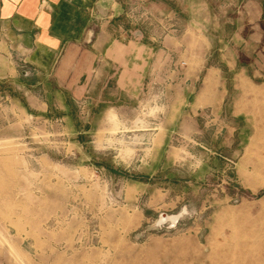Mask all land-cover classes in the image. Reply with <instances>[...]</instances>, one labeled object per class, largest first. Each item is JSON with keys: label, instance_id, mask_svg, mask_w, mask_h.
Instances as JSON below:
<instances>
[{"label": "rangeland", "instance_id": "obj_1", "mask_svg": "<svg viewBox=\"0 0 264 264\" xmlns=\"http://www.w3.org/2000/svg\"><path fill=\"white\" fill-rule=\"evenodd\" d=\"M93 14L156 55L125 90L97 58L91 92L43 116L0 85V264H264V32L247 52V0Z\"/></svg>", "mask_w": 264, "mask_h": 264}, {"label": "crops", "instance_id": "obj_2", "mask_svg": "<svg viewBox=\"0 0 264 264\" xmlns=\"http://www.w3.org/2000/svg\"><path fill=\"white\" fill-rule=\"evenodd\" d=\"M105 1L0 0V85L19 90L23 103H14L22 115L43 116L53 95L60 99L68 92L78 101L91 92L101 75L92 74L97 58L118 67L120 90L140 83L141 65L145 68L156 51L118 41L107 27L95 29L93 11ZM263 1L247 0V52L251 41L263 38ZM224 51L230 53L228 47ZM232 63L237 67L235 60ZM3 93L11 103L16 100Z\"/></svg>", "mask_w": 264, "mask_h": 264}, {"label": "bare ground", "instance_id": "obj_3", "mask_svg": "<svg viewBox=\"0 0 264 264\" xmlns=\"http://www.w3.org/2000/svg\"><path fill=\"white\" fill-rule=\"evenodd\" d=\"M166 219H169V217L168 218L167 217H164V216L162 217V220H166Z\"/></svg>", "mask_w": 264, "mask_h": 264}]
</instances>
